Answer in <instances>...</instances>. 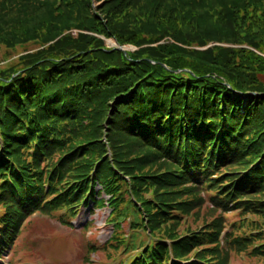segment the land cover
<instances>
[{
  "label": "trees",
  "instance_id": "trees-1",
  "mask_svg": "<svg viewBox=\"0 0 264 264\" xmlns=\"http://www.w3.org/2000/svg\"><path fill=\"white\" fill-rule=\"evenodd\" d=\"M95 1L0 0V46L77 28L139 47L106 51L81 34L23 58L19 74L0 71V259L32 215L103 206L97 185L115 226L126 215L148 233L141 249L138 235L120 242L136 253L128 264H229L230 251L251 247L264 257V241L254 245L264 225V0ZM211 43L248 48L203 49ZM198 190L260 225L245 219L226 244L220 218L179 235Z\"/></svg>",
  "mask_w": 264,
  "mask_h": 264
},
{
  "label": "rangeland",
  "instance_id": "rangeland-1",
  "mask_svg": "<svg viewBox=\"0 0 264 264\" xmlns=\"http://www.w3.org/2000/svg\"><path fill=\"white\" fill-rule=\"evenodd\" d=\"M20 1L31 6L35 0ZM43 1L44 0H41L39 5H42ZM101 2L102 1L97 2L94 0V6L101 4ZM42 10L43 7L41 6V9L39 8L36 12L44 14V11ZM58 27L59 25L55 28L57 29ZM81 34L96 36L98 38L100 37L103 40L104 49L106 51L113 49L134 51L139 48L131 44L121 46L119 44V46H117L115 43L116 39L113 37L108 38L99 35L100 33L96 35L87 30L70 28L64 30L56 37L46 41L45 44L31 41L24 45H14L10 48L1 44L0 71L7 70V67L13 64V66H15L18 70L16 73H13L12 76L19 74L23 71V67L20 66L23 58L44 51L42 49L45 47L50 48L58 40L66 37L76 39L79 38ZM162 43L163 41L153 43L151 46H157ZM215 45H222L227 48H248L247 46H242L241 44L233 45L230 43H211L203 49H207ZM256 53L258 54L257 51ZM261 56L264 57V54H261ZM102 124L106 126V122H102ZM105 139L106 137L103 138V141H105ZM108 156H111L110 148ZM239 168L240 166L238 165H233L225 169L223 168L216 173L217 178L221 176L224 179H227V177L224 176L226 175L225 173H228V171L231 170L235 171ZM150 170L154 171L156 169L151 168ZM124 179L129 181V178L126 175H124ZM100 187L101 186L97 185L96 191L99 194L97 196L98 200H103V206L96 207L93 203H90L87 206L81 207L79 211H77L76 215L70 216L66 214L63 216L64 212H55L52 215H46L44 213H36L32 215L27 220L22 233L15 241V244L10 248V250H5L1 253L3 258L0 261V264H128L136 253L134 251H130L129 249L126 251L123 250L124 247L120 242L128 240V244L131 246V236L138 235L139 245L137 246V249H141L142 245L148 241V233L146 234V231L142 229L133 228L131 222L132 218L126 215L118 217L117 222L120 225L118 227L115 226V222L111 221V219L116 216V213H114L112 206L108 204L109 197ZM211 193L212 192L209 191L198 190L197 194L199 196L197 198H200L201 201L200 199L197 201H199L198 204H200V208H192L193 210L189 211L190 213L180 216L177 229L178 232L176 233L179 235H185L189 231H199L204 226L212 224L220 218L225 227L223 228L222 234L223 244H226L224 241L225 233L227 234L232 232L233 227H237L243 222H246L245 219H250L253 225H257V227L260 225V217L252 215L251 212H244L243 210L239 211L233 207L224 211L219 207H216L211 203ZM144 194L147 198H150L151 195L155 197V194L149 187L146 188ZM259 196L264 197V194ZM128 199L129 197L126 196L125 200L127 201ZM184 199L187 198L184 197ZM179 200H181V198ZM191 200L193 205H195L196 198H191ZM242 207L243 205L240 206V208ZM3 210V207L0 206V215L3 213ZM173 213L176 216L171 217V219L178 220L180 212L177 214L175 210ZM165 227L166 226H164L159 233H156L155 236L160 237L161 234H167L166 231L168 230H166ZM251 229L252 227H249L245 231L248 233ZM261 230H263L260 238L261 241L255 242L254 245L264 241V225L261 227ZM136 231H138V234H135ZM134 242L136 243L135 238L133 243ZM116 247H118V251H116ZM251 248H249L248 253L246 251H230L229 264H264V257L254 254L253 251L251 252Z\"/></svg>",
  "mask_w": 264,
  "mask_h": 264
},
{
  "label": "water",
  "instance_id": "water-1",
  "mask_svg": "<svg viewBox=\"0 0 264 264\" xmlns=\"http://www.w3.org/2000/svg\"><path fill=\"white\" fill-rule=\"evenodd\" d=\"M121 48V47H120Z\"/></svg>",
  "mask_w": 264,
  "mask_h": 264
}]
</instances>
